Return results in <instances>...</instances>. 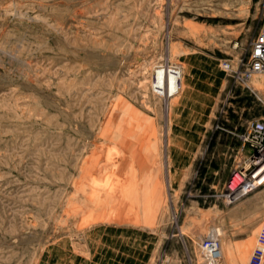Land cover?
<instances>
[{
	"label": "rangeland",
	"instance_id": "rangeland-1",
	"mask_svg": "<svg viewBox=\"0 0 264 264\" xmlns=\"http://www.w3.org/2000/svg\"><path fill=\"white\" fill-rule=\"evenodd\" d=\"M262 27L264 0H0V264H247L264 189L219 194L264 106L222 63Z\"/></svg>",
	"mask_w": 264,
	"mask_h": 264
},
{
	"label": "built area",
	"instance_id": "built-area-1",
	"mask_svg": "<svg viewBox=\"0 0 264 264\" xmlns=\"http://www.w3.org/2000/svg\"><path fill=\"white\" fill-rule=\"evenodd\" d=\"M233 48L237 49L238 43ZM222 68L235 84L245 88L256 102L264 106V27L252 39L245 60H225ZM256 75L261 80L260 91L254 90L250 83ZM240 142L239 155L235 158L234 167L219 194L220 198L226 201H236L264 189V117L248 123L240 135ZM199 249L209 262L218 256L217 241L206 238L200 243ZM247 264H264V238L253 248Z\"/></svg>",
	"mask_w": 264,
	"mask_h": 264
},
{
	"label": "bare ground",
	"instance_id": "bare-ground-1",
	"mask_svg": "<svg viewBox=\"0 0 264 264\" xmlns=\"http://www.w3.org/2000/svg\"><path fill=\"white\" fill-rule=\"evenodd\" d=\"M243 12V11H242ZM194 27V26H193ZM193 29V28H192ZM195 30V29H194ZM192 57V56H191ZM189 59H191V58H189ZM190 61V60H189ZM189 61H186V62H188V64L190 65L191 63H189ZM192 61V60H191ZM195 61V63H198L197 64V66H199V64L202 66V67H208V68H210V70L211 71H213V73L214 74H219V69H220V67L216 64V62L214 63V62H211L210 60H208V59H203L202 61H200V60H198V58L197 57H195L194 56V58H193V62ZM195 63L193 64V65H195ZM191 64V65H192ZM201 66H199V67H201ZM190 67H192V66H190ZM196 67V66H195ZM201 67V68H202ZM205 70V69H204ZM209 73V72H208ZM211 74V73H210ZM216 76V75H215ZM157 77H158V74H157ZM175 76L173 75V74H171V80L173 81L175 78H174ZM258 80V82H259V86H260V89H261V80H260V77L259 76H253L252 77V79H251V81H250V83H251V86H252V88L255 90V88H254V86H255V82ZM157 81V80H156ZM158 83V82H157ZM158 85V84H157ZM159 86V85H158ZM260 89H259V91H260ZM230 200V201H229ZM229 200H227V202L228 203H233V202H231V200H233V199H229ZM226 201V200H225ZM237 201V200H236ZM251 202V201H250ZM251 204H253V202H251ZM206 238H208V239H211V240H213V238H211V237H205L204 239H206ZM203 239V240H204ZM202 240V241H203ZM201 241V242H202ZM213 241H215V240H213ZM218 254H219V244H218ZM200 256L202 257V258H204V256L201 254V251H200ZM218 260V256H217V258L215 259V260H213L212 262H209L207 259H205L204 258V261L205 262H208V263H213V262H215V261H217Z\"/></svg>",
	"mask_w": 264,
	"mask_h": 264
},
{
	"label": "crops",
	"instance_id": "crops-1",
	"mask_svg": "<svg viewBox=\"0 0 264 264\" xmlns=\"http://www.w3.org/2000/svg\"><path fill=\"white\" fill-rule=\"evenodd\" d=\"M246 240V239H245Z\"/></svg>",
	"mask_w": 264,
	"mask_h": 264
}]
</instances>
